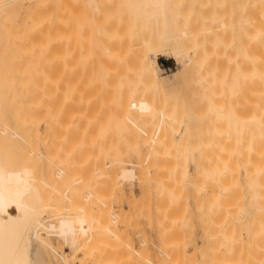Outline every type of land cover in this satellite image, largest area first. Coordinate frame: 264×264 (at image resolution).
<instances>
[{"label": "bare ground", "instance_id": "bare-ground-1", "mask_svg": "<svg viewBox=\"0 0 264 264\" xmlns=\"http://www.w3.org/2000/svg\"><path fill=\"white\" fill-rule=\"evenodd\" d=\"M168 1L126 0L129 16L99 17L100 26H95L99 29L94 31L103 35L99 37L103 49L95 68L91 63L80 67L69 49L70 29L75 27L70 28L74 14L67 8L71 4L65 8V1L63 5L58 2L69 16L56 0H0V264H178L180 252L190 245L184 236L189 231L179 223L191 190L193 214L205 236L208 232L203 255L211 258L210 264H264V239L251 238V224L231 218L237 188L234 128L238 113L235 91L230 86L225 91L221 86L225 82L219 83L227 76L218 66V34L209 27L191 29L192 21L191 27L186 17L180 21L182 16L168 10ZM85 2L89 11L98 8L96 0ZM233 25L236 45L263 50L264 0H242ZM158 56L173 59L177 69L162 76ZM244 57L251 58L240 50L234 55L235 60ZM188 77H195L198 86L203 81L204 88H211L209 100L204 98L207 110L195 107L201 111L196 113L180 108L181 84ZM104 97L107 106L115 104L116 108H108L118 109L115 114L123 122L116 131L111 128L113 134L108 124L109 128L101 125V130L99 124H92V130L87 123L90 108ZM76 114L88 118L85 121L78 115L77 119ZM208 114L211 119L206 125ZM79 119L82 126L84 121L88 126L82 130L85 134ZM118 143L124 153L121 158L117 152V164L126 167L115 177L100 159L112 154ZM194 146L199 154L192 179L191 174L185 175L184 166L191 161ZM124 156L135 161L126 164ZM116 178L122 183L136 179L145 187L139 191L142 201L132 197L131 205L127 203L134 210L143 202L147 218L162 226L152 244L156 252L147 249L148 237L140 239L139 245L146 249L139 250L131 238H125L124 230L120 233L118 227L129 222L130 215L114 210L115 194L119 191V204L123 194L121 184L116 183V189ZM48 212H54L55 219H47ZM135 219H131L133 224ZM180 233H186L184 238Z\"/></svg>", "mask_w": 264, "mask_h": 264}, {"label": "rangeland", "instance_id": "rangeland-1", "mask_svg": "<svg viewBox=\"0 0 264 264\" xmlns=\"http://www.w3.org/2000/svg\"><path fill=\"white\" fill-rule=\"evenodd\" d=\"M56 1H57V3L61 2L62 5H63V2L65 1L64 6L65 5L69 6L71 4V7L69 6V8H67L69 10V12L71 10V12H72L71 14H74L73 18L71 16L72 20L70 19L71 20L70 25L72 24L70 26V28L74 27V26L76 28L74 27L73 29L72 28L70 29L73 31V34H72V32L70 33L72 36L70 35V37L68 38V41L72 42L74 39L76 41L74 40V42H72V43L69 42L70 43L69 45H72L69 47H71L72 49L69 47L68 48L71 50V53L75 52L76 55L73 53V57H74V59H76L75 62L78 63V65L80 62V65H79L80 67L83 66V64H89L90 65V63H91V65L96 68V66H97L96 64L100 63V57L102 55V53H101L102 51H99V50L101 48L103 49L102 46L100 47V45H101L100 42L103 41V39H101L99 37H103V35L99 31H98L99 34L98 33H97L98 35L96 34L97 31L96 32L94 31V29L96 28L95 26H98L100 24V20H99L100 18L99 17H101L103 14H107V15L108 14H110V15H114V14L117 15L118 14L119 17H121V18L122 17L125 18V16H129L128 15L129 11L125 10L126 7L128 6L126 0L125 1L123 0V2H121L122 0H117V1L116 0H103L104 2L102 0H96L99 5L96 4L97 3L96 2L95 6L96 7L98 6L99 10H97L98 8H96L95 12H93L94 11L93 9H91V11H89L90 8L87 7L89 5H87V3L85 2L86 0H76V2H75V0H68L70 2H68L67 4H66L67 0H64V1L62 0L63 2L61 0H56ZM241 1L242 0H169L168 1L169 2L168 3V10L171 12L174 11V12H176L175 13L176 15L182 16L180 21H184L186 19L187 25H189L188 24L189 21L190 22L192 21L193 26L192 25H189V26L190 27L192 26L191 29L194 28L193 30L197 29V31H198V29L201 30V28L204 29V27H209V28H212L213 31L217 32V34H218V38L220 40L219 41V45H220L219 48H221L219 50V52L221 53V56H220V60L218 59L219 60L218 66L220 68H223V70L225 72L224 74H225V76H227V78L225 79L226 81H224V78H223V82L219 81V83L225 82V84L220 83L222 87L224 85L223 89L225 91L229 92V90H231V89H233L235 91V94H236L235 108H236V111L238 113L237 121L235 122V128H234L235 142L237 143V150H236L237 188L234 191L232 190L233 191V199H234V203H233L234 208L232 210L231 218H232V221L238 220L242 224L243 223L244 224L247 223L246 225H248V223L251 224L249 226L250 230H251V232H250L251 238H262V239H264V49L263 50H259L258 48L245 49L244 46L242 47V46H238L235 44V36L233 34L234 32L232 33V29L234 27H231V26L235 23L236 8L239 4H241ZM58 4L60 5V3H58ZM102 4H104V6ZM106 5L110 6L111 9ZM119 5L120 6L122 5V6L119 8L118 7ZM66 6H65V8H66ZM80 6H82V7H80ZM85 7H86V9H85ZM101 7H102V9H101ZM122 7H125V8L122 9ZM60 8H61L60 9L61 11L65 12V13L68 12V10L64 11L65 9L61 5H60ZM111 10H113V11H111ZM122 10H125L126 12H124ZM171 12H168V13L173 15V13H171ZM76 13H78V14H76ZM87 14H89V16H87ZM84 15H86L87 17ZM94 16L96 17L95 21L93 20ZM183 16L186 18L184 19ZM79 20H81L82 23L81 22L79 23ZM128 20H130V19H128ZM73 21H74V23H73ZM222 23L225 24L224 27H221ZM91 25L94 27H92ZM77 26H78V28H77ZM76 29H78V31ZM96 29H99V28H96ZM84 31L86 32L85 34H87V35L84 34ZM93 31L96 35L93 34ZM76 32H77V34H76ZM81 33L84 34L86 37H84V35L82 37ZM91 33H92V35H90ZM74 35H75V37H74ZM93 35H95V36L93 37ZM96 36H98V38ZM202 36L203 35L201 34L200 37H202ZM84 38L87 40V42ZM69 39H71V40H69ZM81 41H83V43ZM94 41H98L99 46H98L97 42L95 43ZM73 44H74L75 48H73L74 47ZM85 44H87V45H85ZM87 47H88V49H87ZM68 48H63V49H68ZM72 50H75V51H72ZM238 50H240L242 52L249 53V56L251 58L244 57L241 60H235L234 55ZM63 51L66 52V50H63ZM76 51H78V52H76ZM95 51H96V53H95ZM61 52H62V50H61ZM97 52H99L98 53L99 57H97L98 56ZM90 57H91L92 61L90 60V62H89L88 59H90ZM92 57H94V58H92ZM97 58H99V59H97ZM157 58H158L157 63H158L159 68L161 69L162 76L169 75L171 72L175 71V69H177V67H178L177 64L175 63V61L171 58L162 57V56H158ZM85 62H87V63H85ZM195 80H196L195 77H188L187 80H185V82H183L181 84L179 102L181 101L180 102V104H181L180 108L181 109H183V110H188V109L193 110L194 109V111H192V112L198 113V112L207 110L208 107L206 105H207V101L209 100L207 98H208V95H210V91H211L210 89L211 88L209 89L210 91L208 90V88L207 89L204 88L203 84H206V83L203 81H201V84L203 83L202 87L198 86L197 85L198 80H196L197 82ZM199 84H200V82H199ZM220 84L219 85L217 84V85L220 86ZM226 86H230L229 90H226V89H228V87H226ZM215 87H216V85H215ZM231 87H233V88H231ZM206 90H207V92H206ZM214 90H215V88H214ZM219 90H220V92H223V93L225 92L221 89H219ZM202 91L203 92L205 91V92L203 93ZM208 92H209V94H208ZM225 93H226V95H225ZM225 93L223 95L226 98V96L228 97L229 94L227 92H225ZM201 94H203V95H201ZM223 95H222V98H223ZM211 96H209V97L211 98ZM93 97L97 98L95 95H93ZM212 97L214 98V96H212ZM98 98H100V97H98ZM225 98H223V99H225ZM75 99H76V97H75ZM100 99L99 100L97 99L98 100L97 103H99V104L95 108H93V109L90 108L91 110L88 108V111L90 110L89 114H91L90 120L87 121V123L89 122L88 126H89V128H91L93 130L94 128H92V126H93L92 124L97 125V126H98V124L100 126L101 125L105 126L108 124L110 128L105 126L106 128H109V130L112 128V129H115V131H116L117 126H121L123 123V122L121 123V120H119V118H117V117H119V116H117V114L119 113V110L117 109V111H116V109H115V111H114V109L108 108L109 106H111V107L114 106L116 108V106L114 103H112L113 105L108 104V106H107V103H105L108 100L107 97H104L102 100H100ZM91 100H93V102L90 101V103L93 104L92 107H94L95 101L93 98ZM90 103H89V107H91ZM101 103H103V104H101ZM195 107H199V109L201 111ZM106 109H109V110H106ZM107 112H110L111 115H108L109 113H107ZM113 113L114 114L117 113V114L113 115ZM78 115L76 114L77 119H78ZM83 115H84V113H83ZM110 116H111V119L109 118ZM209 116H210V114H208L207 116H204L205 118L207 117L205 119L206 122H204V123H206V125L210 124L208 119H211V117H209ZM104 117L106 118L105 122H104ZM113 117H114V121H112ZM79 118L80 119L82 118V120L86 121L88 117H84V119H83V116H80ZM80 119L78 120V122L76 121L77 123H79L81 125L79 127V124H78V127L81 128L80 129L81 131L87 130V129H84V126L85 127L87 126L86 122L84 121V126H82L83 121ZM116 119H118V122L120 121L119 122L120 125L116 123L117 122ZM155 119H156V121H154L155 123L153 122L154 126L158 120L157 118H155ZM79 121H81V122H79ZM99 121H101V123ZM109 122L111 125L112 124L113 125L111 126L109 124ZM77 123H76V125H77ZM127 123H129V122H127ZM153 123H151V124H153ZM126 124H125V126L129 125L130 123L127 125ZM151 124H149L150 127H152ZM97 126H95V127H97ZM100 126L98 127L99 130H101V128H102V126L101 127ZM129 126L132 127L131 125H129ZM78 127L76 126V128H78ZM105 127H104V129L109 131ZM98 128H95L97 130V132H98ZM112 129H111V134L114 133V130H112ZM92 130L89 129V131H92ZM96 130L94 131V133H96ZM81 131H80V135H82ZM78 132L79 131H77V133ZM117 132H115L116 136H118L117 134H119V131H117ZM137 132L138 131L135 129L134 133L138 134ZM74 133H76V132H74ZM77 133H76V135H77ZM108 133H110V132H108ZM80 135L78 138H81ZM100 137H101L100 143H102L103 137L102 136H100ZM86 139H87V137H85V140ZM194 139H195V142H197V139L196 138H194ZM96 140H98V139H96ZM96 140L94 143H96V145H98L99 141L96 142ZM176 140H175V142H179L178 139H176ZM88 141L90 142V140H88ZM82 144H85V142H82ZM112 148H111L112 150H110L112 152V154L107 155V153H105L104 155H102V157H104V159L101 158L100 160L102 161L103 164H106L108 166L107 170L109 169L110 174H113L116 177V175L119 174L120 168L126 167V166L119 164V162L117 164V161H119V158H118L119 154H120V156L122 155L121 156V158H122L123 153H124V152L118 150L119 143L114 145ZM115 148H117V149L115 150ZM194 148H195V146H194ZM196 149L197 148L194 149V152H193L192 157H191L192 158L191 161H190V159H188L189 161H187L189 164L187 162H185V163H187V165L185 164L186 169L184 166V171H185V173L187 172V174H185V175H188V177H190L192 175L191 176L192 179L195 178L196 159H197L198 154H199V151ZM114 150L116 151L117 155L115 154ZM120 150H121V148H120ZM118 151H119V154L117 153ZM114 155H116V157ZM105 156H106V158H105ZM111 159H112V161L114 160L113 161L114 165L112 164L113 162L110 161ZM133 159H134L133 157H131V158L125 157L124 160L126 161L125 162L126 164H128V163L130 164V163H133L135 161V159L134 160ZM109 163L111 164V166H109ZM127 166H130V165H127ZM186 179L189 180L187 178V176H186ZM186 179H185V181L188 182ZM114 181H115L114 182L115 185H116V183L121 184L120 190H123V194H124V197H123V194L121 196L122 200H121L120 204H119V201H116V200H118L117 197L119 196V191H118V193L115 194L116 199H115V201H113L114 210L116 209L117 211H119V209H121L124 213H127L131 216V217L129 216V218H130L129 222L126 221V223L128 222L127 223L128 225L126 223H124L123 225H120L118 227V228L121 227L119 229L120 233L123 234V232L125 231L124 232L126 235L125 238H127V236H128V238H131L130 240L134 243V246L136 247V249H139V250L140 249H146V247L148 246L147 249L149 251L156 252V248L152 244H156V241H157L156 240V238H157L156 232H157L158 227L160 225L159 226L155 225L154 221L152 222L151 219L147 218V215H145V214L148 211L146 210L147 212L145 213V210H144L145 208L141 206L143 202H141L140 203L141 205H139V206H141V208L138 206V204H137V206L135 205L137 207V209H134V210L132 209L133 212L131 209H129L130 207L127 203L129 200H131L132 197L135 200H138V203L140 201H142L140 198H142L143 196L141 195V193L139 191L143 190L145 187L144 186L142 187L141 184H139V182L136 179L133 180L132 182H127V181L125 182L124 181L123 183H122V181H119V179H117V178ZM116 181H118V182H116ZM117 187H116V189H119V187L118 188ZM188 193H189V191H187V195H188L187 198L188 199H186V202H187L186 206H188V207L186 208V211L184 213L185 217L180 221L181 224L179 223V226H183L185 229L187 227V229L189 231L188 232L189 235L188 234L184 235L186 233H184V234L180 233L179 236H181L180 238H184L183 235L187 236L185 238V240L188 239L190 247L188 246L186 249L182 250L183 252L182 251L180 252V255L182 257L178 258L179 257L178 256L177 258L179 261L177 260V258L175 259V261L177 260L178 262H176V263H178V264H180V263L181 264H203L202 259H203V261H204V259H206L205 263L210 264L211 258L209 256L203 255V251H204L203 249H204L205 245L207 244V242L205 243V240H206L205 237H208L207 236L208 232H206L207 235L205 236L204 232H203V228H202L203 227L202 223L199 224L198 223L199 221L196 218V214H193V213H195V208L193 207L192 200H191V198H192L191 194H193V191L191 190L190 194H188ZM230 196H231V194H230ZM138 197H139V199H138ZM133 198H132V200H133ZM135 200L133 202H136ZM129 204L131 205L130 201H129ZM142 208H143V210H141ZM129 211H131V212H129ZM64 212L66 213L65 210L63 211V213ZM137 212H138V214H137ZM50 213L48 212L47 213L48 215L46 214V216L48 217L47 219H49L50 217L52 219L53 218L55 219L54 216H51L52 214L54 215L55 213L54 212H52L51 214ZM134 214L137 215L138 217L134 216ZM190 215H192V216H190ZM230 215H231V213L229 214V216ZM187 217H190L189 220L188 219L185 220V218H187ZM131 219H135L134 224H133V222H131ZM186 221L188 223L190 222L189 225L188 224L185 225L187 223ZM161 227L162 226H160V228ZM121 231H123V232H121ZM134 231H135V233H134ZM142 233H143V235H142ZM176 235H177L176 237L178 238V234H176ZM203 235H204V237H203ZM121 237H123V235H121ZM143 238L146 241L148 239V241L146 242V247L139 245L140 242L144 240ZM140 239H141V241H140ZM176 239H174V240H176Z\"/></svg>", "mask_w": 264, "mask_h": 264}]
</instances>
